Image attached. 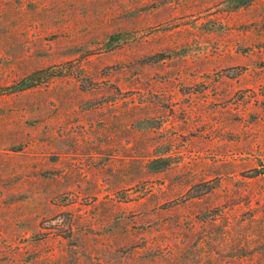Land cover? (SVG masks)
I'll return each instance as SVG.
<instances>
[{
  "label": "rangeland",
  "instance_id": "374dc122",
  "mask_svg": "<svg viewBox=\"0 0 264 264\" xmlns=\"http://www.w3.org/2000/svg\"><path fill=\"white\" fill-rule=\"evenodd\" d=\"M264 0H0V264H264Z\"/></svg>",
  "mask_w": 264,
  "mask_h": 264
},
{
  "label": "water",
  "instance_id": "95a60500",
  "mask_svg": "<svg viewBox=\"0 0 264 264\" xmlns=\"http://www.w3.org/2000/svg\"><path fill=\"white\" fill-rule=\"evenodd\" d=\"M264 170V169H263Z\"/></svg>",
  "mask_w": 264,
  "mask_h": 264
}]
</instances>
